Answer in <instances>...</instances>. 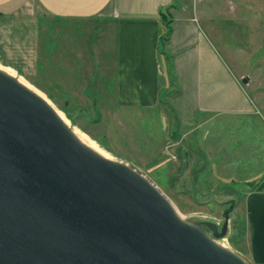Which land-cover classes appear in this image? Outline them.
<instances>
[{
    "label": "crops",
    "instance_id": "0c3cea01",
    "mask_svg": "<svg viewBox=\"0 0 264 264\" xmlns=\"http://www.w3.org/2000/svg\"><path fill=\"white\" fill-rule=\"evenodd\" d=\"M175 2L0 0V59L46 91L77 85L96 104L110 93L126 116L167 106L170 133L153 149L148 135L139 148H151L150 165L195 202L231 203L240 188L249 256L264 264V120L195 16ZM162 9L170 32L160 41ZM168 136L176 158L164 168Z\"/></svg>",
    "mask_w": 264,
    "mask_h": 264
},
{
    "label": "water",
    "instance_id": "95a60500",
    "mask_svg": "<svg viewBox=\"0 0 264 264\" xmlns=\"http://www.w3.org/2000/svg\"><path fill=\"white\" fill-rule=\"evenodd\" d=\"M204 224L0 70V264H249Z\"/></svg>",
    "mask_w": 264,
    "mask_h": 264
},
{
    "label": "rangeland",
    "instance_id": "374dc122",
    "mask_svg": "<svg viewBox=\"0 0 264 264\" xmlns=\"http://www.w3.org/2000/svg\"><path fill=\"white\" fill-rule=\"evenodd\" d=\"M175 3L195 16V21L207 34L226 64L238 74L240 82L253 98L264 120V0H176ZM162 47L160 43V49ZM0 62L43 93L69 122L112 158L124 161L144 174L170 199L182 218L214 223L215 230L209 225H203L208 235L219 244L240 254L249 264H254L248 252L245 226L243 232L239 231L244 210L241 201L242 190H237L240 195L231 203L195 202L184 188L171 186L167 170L150 165L153 158L147 155L151 148L145 151L139 148V145L148 142L146 137L149 135L153 149L161 141L162 135L170 129L171 116L167 106L148 111L139 118L126 116L123 110L110 106L113 103L110 93H106L105 98H109L108 101L96 104L78 91L77 85H73L76 90L72 89V85H59L57 89L46 91L37 82H33L1 59ZM162 62V72H166L167 61L163 58ZM243 77L245 81L242 80ZM166 78L171 80L170 74ZM110 81L108 77V88ZM162 99H165L164 95ZM214 128L213 124L211 132ZM260 129L264 132L263 126ZM255 130L258 131V128ZM150 131L151 134H148ZM229 133L231 132L227 134ZM241 134L237 133L235 140L240 138ZM174 140L175 137L168 136L162 144L165 146ZM162 155L166 168L170 155L164 151V147Z\"/></svg>",
    "mask_w": 264,
    "mask_h": 264
},
{
    "label": "bare ground",
    "instance_id": "6f19581e",
    "mask_svg": "<svg viewBox=\"0 0 264 264\" xmlns=\"http://www.w3.org/2000/svg\"><path fill=\"white\" fill-rule=\"evenodd\" d=\"M0 70L13 77L18 83H20L25 88L30 90L32 93L37 95L39 98L44 100L52 108V110L55 112V114L58 116V118L61 120L64 126L70 131L73 137L76 138L79 142H81L83 145H85L95 153L99 154L100 156L112 158L108 153H106L96 143H94L90 138H88L78 128H76L71 122H69L68 119L65 117V115L61 111H59L55 106H53V104L47 99V97H45L43 93H41L31 84H29L25 79H23L21 76L15 73L14 70L3 65L1 62H0Z\"/></svg>",
    "mask_w": 264,
    "mask_h": 264
},
{
    "label": "trees",
    "instance_id": "16d2710c",
    "mask_svg": "<svg viewBox=\"0 0 264 264\" xmlns=\"http://www.w3.org/2000/svg\"><path fill=\"white\" fill-rule=\"evenodd\" d=\"M160 16H161V24H162V32L160 34V41H163L165 38L168 37V34L170 32V20L168 17V11L165 12V10H161L160 12ZM241 223L239 224V231L243 232L244 229V223H243V219H240Z\"/></svg>",
    "mask_w": 264,
    "mask_h": 264
},
{
    "label": "built area",
    "instance_id": "2783aa9c",
    "mask_svg": "<svg viewBox=\"0 0 264 264\" xmlns=\"http://www.w3.org/2000/svg\"><path fill=\"white\" fill-rule=\"evenodd\" d=\"M169 146H170V144H167V145L165 146L164 150L167 151V152H169V154H170V156H171L172 158H176V154L173 153V152H170V151H169Z\"/></svg>",
    "mask_w": 264,
    "mask_h": 264
}]
</instances>
